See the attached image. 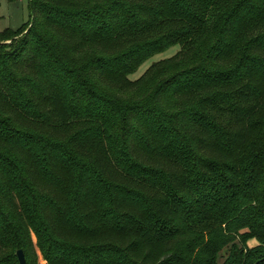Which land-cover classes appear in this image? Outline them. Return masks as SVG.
I'll use <instances>...</instances> for the list:
<instances>
[{
  "label": "trees",
  "instance_id": "obj_1",
  "mask_svg": "<svg viewBox=\"0 0 264 264\" xmlns=\"http://www.w3.org/2000/svg\"><path fill=\"white\" fill-rule=\"evenodd\" d=\"M28 3L0 32V264H264V0Z\"/></svg>",
  "mask_w": 264,
  "mask_h": 264
},
{
  "label": "rangeland",
  "instance_id": "obj_2",
  "mask_svg": "<svg viewBox=\"0 0 264 264\" xmlns=\"http://www.w3.org/2000/svg\"><path fill=\"white\" fill-rule=\"evenodd\" d=\"M29 19V3L28 0H0V32L5 29H18L23 23ZM179 49V45H171L168 48L157 52L144 60L135 71L128 74V78L134 80L138 78L151 63L160 59L173 56ZM255 239L248 241L249 245L255 244ZM40 263L44 264V260L39 256Z\"/></svg>",
  "mask_w": 264,
  "mask_h": 264
},
{
  "label": "water",
  "instance_id": "obj_3",
  "mask_svg": "<svg viewBox=\"0 0 264 264\" xmlns=\"http://www.w3.org/2000/svg\"><path fill=\"white\" fill-rule=\"evenodd\" d=\"M16 256L18 259L19 264H26L23 251L21 249H17Z\"/></svg>",
  "mask_w": 264,
  "mask_h": 264
}]
</instances>
